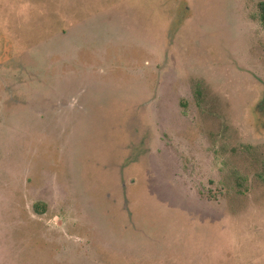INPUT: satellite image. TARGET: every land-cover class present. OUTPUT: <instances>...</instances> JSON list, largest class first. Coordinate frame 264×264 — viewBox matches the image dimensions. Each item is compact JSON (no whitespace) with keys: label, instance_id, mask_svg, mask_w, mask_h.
<instances>
[{"label":"rangeland","instance_id":"1","mask_svg":"<svg viewBox=\"0 0 264 264\" xmlns=\"http://www.w3.org/2000/svg\"><path fill=\"white\" fill-rule=\"evenodd\" d=\"M264 0H0V264H264Z\"/></svg>","mask_w":264,"mask_h":264},{"label":"trees","instance_id":"2","mask_svg":"<svg viewBox=\"0 0 264 264\" xmlns=\"http://www.w3.org/2000/svg\"><path fill=\"white\" fill-rule=\"evenodd\" d=\"M259 8V20L262 25V28L264 29V1H260L258 3Z\"/></svg>","mask_w":264,"mask_h":264}]
</instances>
